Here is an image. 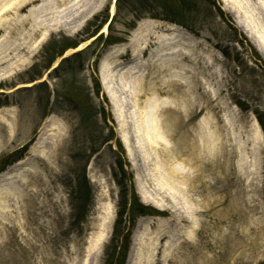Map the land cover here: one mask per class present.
Segmentation results:
<instances>
[{
    "label": "rangeland",
    "instance_id": "374dc122",
    "mask_svg": "<svg viewBox=\"0 0 264 264\" xmlns=\"http://www.w3.org/2000/svg\"><path fill=\"white\" fill-rule=\"evenodd\" d=\"M225 1L0 0V264H264V0Z\"/></svg>",
    "mask_w": 264,
    "mask_h": 264
},
{
    "label": "bare ground",
    "instance_id": "6f19581e",
    "mask_svg": "<svg viewBox=\"0 0 264 264\" xmlns=\"http://www.w3.org/2000/svg\"><path fill=\"white\" fill-rule=\"evenodd\" d=\"M224 1V0H223ZM227 1V0H226ZM226 1H225V3H226ZM239 25V27H242L243 29H244V31H246L245 33H248V31H247V29L244 27V25H242V24H238ZM150 26H151V28H152V30L151 31H154V30H156V29H160L161 28V30H163L162 29V27L163 26H165V28L168 30V29H172V26L171 25H168V24H164V23H155V22H151L150 23ZM156 38H157V43L160 45V47H161V51H164L165 53H169L171 50L172 51H175L176 50V47H178V43L177 42H175V40L176 39H174V37H172V36H166V35H158V36H156ZM251 41H253V43H254V45H255V47L259 50V52L262 54V56L264 57V49L262 48V47H260L257 43H256V41H254L253 39L251 40ZM177 51H179V49L177 50ZM163 53V52H162ZM0 64H2V63H0ZM2 76H3V78H2ZM9 75L7 74V75H0V80L1 79H4L5 77H8ZM101 80H102V85H103V88H104V90H105V93L107 94V97L109 98V101H110V103L112 104V105H114V101H113V99H112V97L109 95V92H108V89H107V79L105 78V76L103 75V73H102V71H101ZM126 90V89H125ZM146 91H153L155 94H157V93H162V91L163 90H161L160 89V87L159 86H156V85H152V86H150V87H148V88H146V89H144V88H142L141 87V89L137 92V94L138 95H140L142 92H145L146 93ZM146 106H148V107H146V109L150 112V114L151 115H153L154 113H155V110L157 109V108H159L160 107V104H159V102L157 101V100H153L152 101V103H150V104H147L146 103ZM152 110V111H151ZM114 112V114L115 115H118V113L115 111V109L113 110ZM6 113H7V117H6ZM6 113L5 114H3L2 115V118L1 119H3V121L5 122V123H7L8 124V115L9 116H11V118H10V121L12 122L13 121V114H14V111H12V110H7L6 111ZM115 118L117 119V117L115 116ZM119 119V118H118ZM119 121V120H118ZM153 130H154V133H151V134H155V132H157V129H155V127L153 128ZM123 145H125L126 147H127V145H128V143L123 139ZM39 152H37V154H38ZM10 173V172H9ZM8 173V174H9ZM11 176V175H10ZM14 175H12L11 177H9L8 176V179L9 178H12ZM140 194L143 196V194H142V192H140ZM144 198V197H143ZM143 201H148V200H146V198H144L143 199ZM151 203H153V205H155L157 208H163V206L162 205H160V204H157L156 202H151Z\"/></svg>",
    "mask_w": 264,
    "mask_h": 264
},
{
    "label": "trees",
    "instance_id": "16d2710c",
    "mask_svg": "<svg viewBox=\"0 0 264 264\" xmlns=\"http://www.w3.org/2000/svg\"><path fill=\"white\" fill-rule=\"evenodd\" d=\"M241 36H242V35H241ZM251 49H252L253 54L255 53V54H254L255 59H256L257 61L263 63V65H264V62L260 59V57H259L258 54L255 52V50H254L252 47H251ZM60 54H62V53H60ZM263 129H264V127H263ZM136 203H137V202H136ZM121 235H122V232H118V233L116 234L117 237H116V239L114 240L115 250H114V254L112 255V259H111V260H114L116 257H117L118 259L120 258V254L116 252V249H117L118 247H120L119 243L122 242V241H120V239H119V238H121ZM125 236H126V239H128V238L130 237L129 232L126 233ZM126 248H127V247H126ZM123 254H125V253H123ZM118 256H119V257H118ZM111 262H112V261H111Z\"/></svg>",
    "mask_w": 264,
    "mask_h": 264
}]
</instances>
